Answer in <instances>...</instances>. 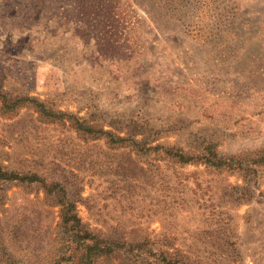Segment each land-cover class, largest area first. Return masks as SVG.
<instances>
[{
    "label": "rangeland",
    "instance_id": "obj_1",
    "mask_svg": "<svg viewBox=\"0 0 264 264\" xmlns=\"http://www.w3.org/2000/svg\"><path fill=\"white\" fill-rule=\"evenodd\" d=\"M0 86L56 114L4 113L0 98V163L59 184L89 230L184 264H264V164L251 163L264 151V0H0ZM207 142L240 167L151 149ZM58 215L41 183L6 186L17 260L49 258Z\"/></svg>",
    "mask_w": 264,
    "mask_h": 264
},
{
    "label": "trees",
    "instance_id": "obj_2",
    "mask_svg": "<svg viewBox=\"0 0 264 264\" xmlns=\"http://www.w3.org/2000/svg\"><path fill=\"white\" fill-rule=\"evenodd\" d=\"M0 98L4 113L15 114L22 109L32 107L36 113L43 117H55L54 112L46 109L45 105L36 98L19 97L11 99L0 86ZM83 124V123H82ZM79 125V130L84 134L97 133L96 138L113 137L112 143L120 147H131L133 150H142L148 144L145 139L114 138L105 130L94 132L86 125ZM153 150L161 153L170 161L181 165H202L215 169L231 170L240 167V161L231 157L221 156L216 145L207 142L202 145V151L193 155L176 146L156 145ZM252 165L264 164V151L255 155L251 160ZM239 165V166H238ZM41 183L46 191L55 196L59 207L58 222L53 233L55 238L50 246L51 254L41 264H184L180 254L169 250L147 248L146 243H128L104 237L89 230L83 224L76 209V204L66 195L65 189L59 184L48 185L35 174H22L6 169L0 163V264H35L17 260V255L12 251L5 240L3 232L2 211L5 208L6 186L14 183ZM58 189V190H57ZM5 231V229H4ZM40 264V263H39Z\"/></svg>",
    "mask_w": 264,
    "mask_h": 264
}]
</instances>
